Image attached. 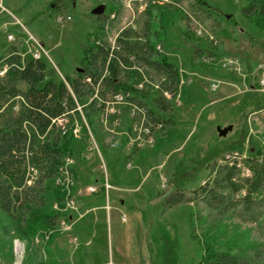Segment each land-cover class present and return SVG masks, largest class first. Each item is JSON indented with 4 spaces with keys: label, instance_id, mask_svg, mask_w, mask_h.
Segmentation results:
<instances>
[{
    "label": "rangeland",
    "instance_id": "374dc122",
    "mask_svg": "<svg viewBox=\"0 0 264 264\" xmlns=\"http://www.w3.org/2000/svg\"><path fill=\"white\" fill-rule=\"evenodd\" d=\"M153 2L159 6L153 9V27L161 52L181 76L192 77L165 114L171 124L152 148L132 154L124 145L110 150L109 137L101 139L99 115L94 116L90 132L81 128L72 155L65 160L71 161L76 177L72 194L77 211L65 215L69 228L41 229L33 237L21 238L0 212V264H197L205 248L233 252L264 248L257 224L236 218L211 222L202 205L161 206V194L172 190L178 180L174 175L181 170L185 176L178 184L190 189L206 177L203 163L208 155H246L252 146L264 145V93L257 83L264 73V33L241 14L246 0H183L169 6L164 0ZM146 3L120 0V12L107 26L110 46L123 27H139L136 20ZM100 4L107 13L109 0H2L8 11L0 8V53L7 41L23 59L32 58L36 51L31 36L46 51L39 59L46 64L47 78L76 76L86 34L93 30L91 10ZM9 12L24 28L13 23ZM59 14L71 20L58 22ZM4 22H10L7 31L2 29ZM199 27L201 35L195 31ZM208 35L216 39L215 45ZM194 50L200 55L193 57ZM229 57L240 59L239 71L232 64L222 65L221 60ZM212 83H218L215 92L210 91ZM75 119L84 126L83 117ZM129 122L123 117L121 130ZM228 126L232 130L219 137L217 127ZM94 142L99 152L104 150L101 158ZM101 159L113 187L109 211L99 192L104 179ZM67 174L72 178L69 169ZM91 185L98 192L88 195L85 188ZM55 203L59 202L51 197L49 206Z\"/></svg>",
    "mask_w": 264,
    "mask_h": 264
},
{
    "label": "trees",
    "instance_id": "16d2710c",
    "mask_svg": "<svg viewBox=\"0 0 264 264\" xmlns=\"http://www.w3.org/2000/svg\"><path fill=\"white\" fill-rule=\"evenodd\" d=\"M182 1L168 0L164 4ZM155 7H159L158 3L147 0L136 20L139 27L120 29L115 42L121 48L111 49L107 26L120 12L121 4L120 0H109L107 13L93 16V30L86 34V47L79 60L81 72L73 77L47 78L44 61L23 59L12 44L0 53V63L6 65L0 76V212L21 238L33 237L41 229H54L65 218V214L49 206V199L59 203L62 200V188L55 181L65 159L72 155L76 139L70 124L74 118L82 115L90 127L92 118L103 112L106 102L119 92H129L128 100L146 110V125H162L165 131L171 124L165 114L174 105L180 77L176 65L156 49L159 41L153 27ZM182 11V18L187 20ZM240 12L264 33V0H246ZM198 55L194 50L193 57ZM144 76L147 89L138 91L134 86ZM127 111V107L122 108L123 117ZM62 116L68 119L64 135L53 123ZM82 131L86 133L85 126ZM103 136L102 140L105 133ZM125 142L122 140L121 145L125 146ZM101 152L104 156V150ZM203 164L207 174L196 187L187 189L178 184L185 176L183 170L174 175L177 183L168 194H161V206L202 205L211 222L236 218L257 224L264 235V145L252 146L246 155H208ZM70 172L75 180L74 171ZM103 181L102 178L99 191L102 200ZM197 264H264V248L249 247L238 252L205 248Z\"/></svg>",
    "mask_w": 264,
    "mask_h": 264
},
{
    "label": "built area",
    "instance_id": "2783aa9c",
    "mask_svg": "<svg viewBox=\"0 0 264 264\" xmlns=\"http://www.w3.org/2000/svg\"><path fill=\"white\" fill-rule=\"evenodd\" d=\"M168 1V0H164ZM0 8L3 10L8 11L3 5H2V0H0ZM10 13V12H9ZM11 14V13H10ZM11 16L15 19L13 23H18V25L22 26V23L11 14ZM110 17L112 18V14H110ZM56 20L58 22H67L71 20V16L69 15H64V14H59L56 16ZM10 25V22H4L2 24V29L3 31H7L8 26ZM24 28V27H23ZM201 27L197 28L196 34L201 35L202 30L200 29ZM118 35V34H117ZM116 36L113 38V43L111 49L117 47L121 48V45H116L115 44V39ZM32 41H34L35 44V51L36 54L32 55V58L34 59H39L40 53H46L44 48L36 41L34 38L29 36ZM209 40L215 45L217 43L216 39L212 35H208ZM7 39H13L12 34H7ZM156 49L161 52L160 45L156 46ZM211 57H208L207 59H211ZM222 65L224 67H227L228 65H234L235 70L239 71L241 69L240 65V59L238 57H229L225 58L224 60H221ZM6 70V65L0 63V76L4 74ZM86 81H90V78L86 77ZM192 77L191 76H181L180 74V80H179V87H178V94L174 98H178L179 93L181 88L184 85H189L191 84ZM148 83L147 78L144 76L142 80L137 81V84H135L134 88L138 91H145L147 87L145 84ZM258 86L260 88V92L264 93V73L262 76L257 80ZM218 83H212L210 85V91L215 92L218 89ZM166 99H170V95L165 93L164 94ZM130 97L129 92H119L113 96V100L110 102L105 103V108L103 112L99 114V123L102 127L103 132L107 137H109L108 141V148L110 150L119 148L121 145L122 140H125V147L129 150H137V151H142L144 149L152 148L157 141V136L158 134H162L165 131H162L163 127L162 125H157L156 127L152 128L148 125L145 124L146 122V110L143 107L138 106L137 104L131 103L128 99ZM127 107L128 111L126 113V116L129 117L130 122L127 125L125 129L121 130V124H122V119L124 114H122V108ZM14 110H17V107H14ZM77 110L80 112V107H77ZM81 113V112H80ZM116 117L114 120H111V117ZM81 117H83L81 115ZM53 123H55L56 126H58L61 130V134L64 135L67 132V124H68V119L65 116H62L60 118H57L53 120ZM70 129L72 132V135L75 139H78L80 137V131H81V125H79L78 120L75 118L72 120V123L70 124ZM85 128L90 132L86 122L84 124ZM94 149L97 152V154L100 156L99 149L94 142ZM236 154V153H235ZM101 158V156H100ZM102 166L101 169L104 174V181L102 184L103 187V195H104V200L106 206L104 207L105 210L109 211L110 206H109V191L113 190V187L109 184L107 180V171H106V165L101 159ZM71 161L69 160L68 163H64L63 167L60 169V177L55 181L58 186L62 188V200L60 203H55L52 205V209L54 211H57L59 213L63 214H72L77 211L76 207V202H75V197L72 194L73 193V186H74V181L73 178H67V169H69V164ZM128 168H131V165H127ZM30 183V182H28ZM85 192L88 195H93L98 192L97 186L91 185L85 188ZM67 221L65 219H62L58 227L60 229H68V225L66 223Z\"/></svg>",
    "mask_w": 264,
    "mask_h": 264
},
{
    "label": "water",
    "instance_id": "95a60500",
    "mask_svg": "<svg viewBox=\"0 0 264 264\" xmlns=\"http://www.w3.org/2000/svg\"><path fill=\"white\" fill-rule=\"evenodd\" d=\"M104 11V6L102 4L94 7L92 10H91V13L92 14H100ZM217 133H218V136L219 137H225L227 135L228 132H230L232 130V127L231 126H228V127H225V128H220V127H217Z\"/></svg>",
    "mask_w": 264,
    "mask_h": 264
},
{
    "label": "crops",
    "instance_id": "0c3cea01",
    "mask_svg": "<svg viewBox=\"0 0 264 264\" xmlns=\"http://www.w3.org/2000/svg\"><path fill=\"white\" fill-rule=\"evenodd\" d=\"M6 43H7L8 45H6L5 47L11 45V44H9V42H7V41H6ZM0 45H1V44H0ZM2 45H4V44H2ZM5 47L3 46V47H2V50H3ZM102 137H104V136L101 134V139H102Z\"/></svg>",
    "mask_w": 264,
    "mask_h": 264
},
{
    "label": "bare ground",
    "instance_id": "6f19581e",
    "mask_svg": "<svg viewBox=\"0 0 264 264\" xmlns=\"http://www.w3.org/2000/svg\"><path fill=\"white\" fill-rule=\"evenodd\" d=\"M112 17H114V15L112 14ZM67 159V158H66ZM65 159V160H66ZM69 162V161H68ZM65 163V162H64ZM69 171H70V169H69ZM71 173V172H70ZM71 176H72V173H71ZM67 178H69V176H68V174H67ZM73 178V177H72Z\"/></svg>",
    "mask_w": 264,
    "mask_h": 264
}]
</instances>
